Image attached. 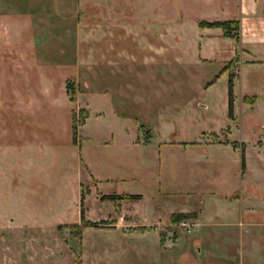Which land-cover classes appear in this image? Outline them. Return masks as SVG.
<instances>
[{
    "label": "rangeland",
    "instance_id": "374dc122",
    "mask_svg": "<svg viewBox=\"0 0 264 264\" xmlns=\"http://www.w3.org/2000/svg\"><path fill=\"white\" fill-rule=\"evenodd\" d=\"M236 2L0 0V264H264V213L245 202L259 192L238 180V154L203 146L228 126L245 143L264 127V106L245 112L239 86L228 117L226 45L199 63L200 29H214L199 24L235 21ZM222 193L243 203L227 210ZM214 207L237 229L255 225L212 258L191 241L195 214L162 226L165 245L152 228ZM128 223L146 230L119 232Z\"/></svg>",
    "mask_w": 264,
    "mask_h": 264
},
{
    "label": "crops",
    "instance_id": "0c3cea01",
    "mask_svg": "<svg viewBox=\"0 0 264 264\" xmlns=\"http://www.w3.org/2000/svg\"><path fill=\"white\" fill-rule=\"evenodd\" d=\"M226 16L230 18L228 20L235 17V21L239 22L240 30L238 32V40L233 38H224L220 29H200L201 38L199 39L198 56L199 63L202 66L209 65L213 62L216 63L215 56L217 54L216 49L214 48L215 42H219L218 44L220 45H226L225 49H227L226 51L229 56L226 59L221 60L222 69L220 73H228L229 76L231 75L233 77V114L232 118L229 119L232 123H236L234 101L237 86H239L241 92V101L246 107L245 112L250 111V114L256 113L259 106H264V104H262L264 101V0H237L236 6L233 10H231L230 5H228ZM227 128L229 130L227 132L226 139L214 143L206 142V144L203 143V146H207L209 149L211 148L216 152L229 150L234 157L238 154L239 171L236 173L238 180L249 184L247 193H249V189H255L259 192V197L257 196V198L248 194V198H246L245 202L252 205L254 203L255 205H261L260 209L262 213H264V209L262 208L264 207V188L260 181H252L249 179L250 166L247 154L249 149L252 148L257 157L261 159L263 169L264 127H262L259 132L255 134L257 138L248 143L243 141H232L230 139V135L232 134L231 127L228 126ZM242 152L244 158L243 171L241 170ZM216 156H214L216 159L214 162L212 161L213 164L211 166L216 165L217 167L215 169L213 168V171L208 173L217 178H222L226 174L227 162L223 157H221V153L218 155L216 154ZM233 193L237 194L236 192ZM233 193H222L220 196L221 200L225 201L223 204L224 206H227V210H229L228 205L230 206L233 202L236 203L238 201L240 203L244 199V194L242 193L239 194V198L234 196L232 198L233 200L226 199V196H232ZM220 208L221 207H214V214L209 217L205 216V211L202 208H198L197 211L188 209L179 212H170L171 215L195 214L194 218L191 220L194 223L193 230H195L196 233L191 241L196 244L199 253H204L206 258H212L217 253L222 252L232 242L243 241L252 226L255 225L253 221L247 220L245 223L239 222L238 226L240 229H237L234 227L233 221L229 220L228 215L216 216L215 213L218 211L220 212ZM252 209H254V207H246L245 211L247 214H250L252 213ZM233 214L235 215L236 212H232V215ZM154 223L155 224L152 225V228L158 229L160 234V243L165 245L166 238H170L171 236L168 230H162V226L166 228V225L169 226L172 225V223L170 221V224H161L159 220L154 221ZM124 225L129 227L119 229V232H122L123 234L130 233L131 231L135 232L136 229L146 230L144 225H138L137 227H130L134 225L129 223ZM130 228L131 230H129ZM176 241L177 240H174V243H176Z\"/></svg>",
    "mask_w": 264,
    "mask_h": 264
},
{
    "label": "trees",
    "instance_id": "16d2710c",
    "mask_svg": "<svg viewBox=\"0 0 264 264\" xmlns=\"http://www.w3.org/2000/svg\"><path fill=\"white\" fill-rule=\"evenodd\" d=\"M200 28H218L222 30L224 38H233L238 40V32L240 30L239 22L237 21H224V22H214V23H200ZM233 27L232 30L229 28ZM233 77L230 75L227 82V108H228V117L232 118L233 114ZM241 170H244V158L243 152L241 154ZM83 197H81V204L83 203ZM181 215H173L171 217V223H177ZM81 219L83 220V214L81 213Z\"/></svg>",
    "mask_w": 264,
    "mask_h": 264
}]
</instances>
